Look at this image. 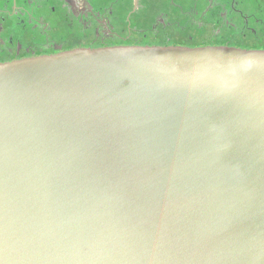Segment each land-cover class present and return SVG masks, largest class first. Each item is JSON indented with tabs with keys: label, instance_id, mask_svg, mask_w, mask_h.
<instances>
[{
	"label": "water",
	"instance_id": "water-1",
	"mask_svg": "<svg viewBox=\"0 0 264 264\" xmlns=\"http://www.w3.org/2000/svg\"><path fill=\"white\" fill-rule=\"evenodd\" d=\"M0 264H264V52L0 64Z\"/></svg>",
	"mask_w": 264,
	"mask_h": 264
},
{
	"label": "flooded vegetation",
	"instance_id": "flooded-vegetation-1",
	"mask_svg": "<svg viewBox=\"0 0 264 264\" xmlns=\"http://www.w3.org/2000/svg\"><path fill=\"white\" fill-rule=\"evenodd\" d=\"M155 47L264 52V0H0V64Z\"/></svg>",
	"mask_w": 264,
	"mask_h": 264
}]
</instances>
